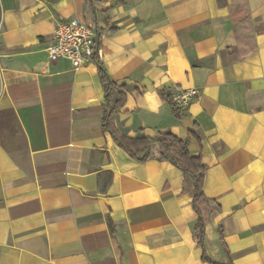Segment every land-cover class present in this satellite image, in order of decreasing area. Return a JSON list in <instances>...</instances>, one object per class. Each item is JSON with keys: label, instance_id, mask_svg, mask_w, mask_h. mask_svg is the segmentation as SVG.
<instances>
[{"label": "crops", "instance_id": "0c3cea01", "mask_svg": "<svg viewBox=\"0 0 264 264\" xmlns=\"http://www.w3.org/2000/svg\"><path fill=\"white\" fill-rule=\"evenodd\" d=\"M70 18L94 25V57L126 86L118 131L172 134L206 165L209 261L190 176L160 144L138 163L102 129L94 57L48 58ZM210 262L264 264V0H0V264Z\"/></svg>", "mask_w": 264, "mask_h": 264}, {"label": "trees", "instance_id": "16d2710c", "mask_svg": "<svg viewBox=\"0 0 264 264\" xmlns=\"http://www.w3.org/2000/svg\"><path fill=\"white\" fill-rule=\"evenodd\" d=\"M120 2V0H117ZM94 57V56H93ZM98 76L104 91L105 104L103 106L101 125L102 129L108 132L113 142L124 150L130 158L138 163L155 158L151 152L153 143L160 144L164 153L159 155L157 160L168 161L178 168L182 175L190 176L192 181V209L197 216L195 224V236L197 243L202 250V259L209 261L204 249L205 225L216 214L220 213V206L213 199L206 197L203 191L204 173L206 165L202 163L199 155H191L187 149V141L181 140L169 133H159L155 137H129L118 131L113 124V115L124 105L126 98V86L118 85L106 72L102 64L94 57ZM117 92V99L112 102V92ZM173 112L179 113V109L172 104ZM222 240V230L218 229ZM211 264H218L210 262Z\"/></svg>", "mask_w": 264, "mask_h": 264}, {"label": "built area", "instance_id": "2783aa9c", "mask_svg": "<svg viewBox=\"0 0 264 264\" xmlns=\"http://www.w3.org/2000/svg\"><path fill=\"white\" fill-rule=\"evenodd\" d=\"M51 61L65 60L74 68L97 52L96 31L92 23L76 18L59 21L54 29L53 40L46 47ZM194 89L179 90L171 96L175 107L184 109L195 96Z\"/></svg>", "mask_w": 264, "mask_h": 264}]
</instances>
